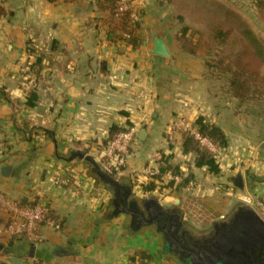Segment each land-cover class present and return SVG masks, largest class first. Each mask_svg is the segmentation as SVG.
<instances>
[{
    "label": "crops",
    "instance_id": "0c3cea01",
    "mask_svg": "<svg viewBox=\"0 0 264 264\" xmlns=\"http://www.w3.org/2000/svg\"><path fill=\"white\" fill-rule=\"evenodd\" d=\"M0 7V170L11 168L0 174V195L8 203L40 202L60 225L41 224L39 242L14 236L0 204V264H132L138 251L162 264L164 242L154 228L133 231L92 166L69 161L87 151L99 163L114 127L135 129L127 165L114 176L132 198L159 196L167 206L179 199L185 208L187 194L212 195L217 177L235 172L244 173L245 198L264 209V102L210 91L202 65L176 40L182 18L190 25L194 13L200 17L196 3L133 0L138 48L101 0H0ZM158 38L168 57L152 54ZM199 118L226 136L227 165L217 176L183 152L184 128L167 140L172 126L196 129ZM164 158L171 170L159 177Z\"/></svg>",
    "mask_w": 264,
    "mask_h": 264
},
{
    "label": "rangeland",
    "instance_id": "374dc122",
    "mask_svg": "<svg viewBox=\"0 0 264 264\" xmlns=\"http://www.w3.org/2000/svg\"><path fill=\"white\" fill-rule=\"evenodd\" d=\"M188 1H192L194 5L197 4L200 8V17L196 16L193 11L195 20L190 25H186L185 19L182 18L180 20L181 30L188 28V32L186 36L181 37V40L180 35L176 40L182 48L185 45L191 48L192 51L189 52L194 54L202 65L210 91H218L223 95L230 93L234 96L228 82L232 74L236 72L247 80L248 99L254 101V106L258 104L256 101L264 102V0ZM208 13H210V18ZM219 149V153L213 154L216 155L219 165H227L224 161L227 148ZM101 161L100 159V166ZM234 174L236 173L220 174L217 182L213 184L219 188L214 194L208 195L205 192L194 196L187 194L188 204L185 208H182V202L179 203L178 207L184 213L186 226L196 235L208 233L212 228V222L227 219L238 206L247 204L243 201L245 197L244 180L241 189L235 184L237 176ZM155 197L159 198V196ZM141 199L145 198L138 200ZM164 206L174 207L176 203ZM252 207L264 219V209L261 211L260 207ZM163 248L162 246L158 251L163 257L160 263L183 264L175 255L166 254ZM151 264H156L155 259Z\"/></svg>",
    "mask_w": 264,
    "mask_h": 264
},
{
    "label": "water",
    "instance_id": "95a60500",
    "mask_svg": "<svg viewBox=\"0 0 264 264\" xmlns=\"http://www.w3.org/2000/svg\"><path fill=\"white\" fill-rule=\"evenodd\" d=\"M152 54L169 56L162 39L155 40ZM74 159L90 164L95 176L114 192V203L130 218L133 231L154 228L163 239L164 252L175 255L183 264H264V219L252 206H238L227 219L212 222L208 233L196 235L185 224L184 213L178 207L180 200H176V206L166 207L155 196L132 198V188L104 172L87 151L73 152L69 161ZM10 171L3 167L0 174L8 176ZM235 184L243 188L241 174ZM10 262L22 264L15 258Z\"/></svg>",
    "mask_w": 264,
    "mask_h": 264
},
{
    "label": "built area",
    "instance_id": "2783aa9c",
    "mask_svg": "<svg viewBox=\"0 0 264 264\" xmlns=\"http://www.w3.org/2000/svg\"><path fill=\"white\" fill-rule=\"evenodd\" d=\"M132 1L133 0H118L115 18H118L127 11H131ZM132 20L133 24H137V17L134 14H132ZM181 127L184 128L187 133L195 136L200 144L211 152H220V149L209 139L202 137L196 129H192L182 122L168 129L167 140L169 142H173L177 129ZM135 136V129L128 127L118 132L113 139L108 142L101 158V167L104 172L113 176V174H119L126 167L132 145L136 139ZM156 174L155 172H149L151 176H155ZM178 177L179 176H175L174 180L179 179ZM243 201L252 206H262L260 203L255 204L249 198L244 197ZM0 204L5 206L8 212L6 229L14 236H26L33 241L39 242L43 239L42 235L38 232V228L41 224H46L57 229L60 228L58 222L48 217V207L40 202L33 206H21L20 204L12 202L8 203L6 199L0 195Z\"/></svg>",
    "mask_w": 264,
    "mask_h": 264
},
{
    "label": "trees",
    "instance_id": "16d2710c",
    "mask_svg": "<svg viewBox=\"0 0 264 264\" xmlns=\"http://www.w3.org/2000/svg\"><path fill=\"white\" fill-rule=\"evenodd\" d=\"M49 1H57V0H49ZM104 3L108 4L112 11V16L115 18L116 17V6L118 0H101ZM2 8L0 7V17L2 16ZM119 21L122 22V31H127L129 33V39L127 42L131 44L134 48H138L141 44V39L138 37L136 34V31L138 29L137 24H133L135 26H131L130 24V11H127L123 14H121L118 18ZM131 28V29H130ZM188 32V28H183L180 32V40L182 36H186ZM186 47V48H185ZM183 46L184 49H188V51H192L191 48H188V46L185 45ZM229 87L231 88L233 94L235 97L240 99L241 101H246L249 98V85L246 79L242 78L234 72L232 74V77L230 78ZM32 100L36 99V95L32 94L30 97ZM30 102V101H29ZM196 130L197 132L202 136L207 139H209L215 146L218 148H225L227 141H226V136L222 129L218 126L215 125H210L204 122V119L199 118L196 121ZM123 129L116 128L114 127L111 131V135L109 137V140L105 142L104 147L107 146L108 142L113 139V137L120 132ZM183 152L185 154L188 153H193L195 155V166L197 168H206L208 172L212 175H219L221 170H220V165L216 160V155L213 154L209 149L206 147L202 146L200 142L195 138V136L191 135L190 133H184L183 135ZM168 159L169 158H164L161 160V168H160V173L159 177L165 174L167 171L171 170V167L168 165ZM176 175V174H175ZM113 176H116V174H113ZM98 181H100L97 178ZM175 186V182H170L169 187L173 188ZM179 185L173 190L175 197L180 198V190H179ZM153 190L154 186L150 185L149 188ZM39 203V202H37ZM21 206H26L24 203H20ZM35 204H32L33 206ZM51 219L52 217V212L49 210V215ZM132 264H151L153 262V257L148 254L147 252L144 251H138L134 257L131 259Z\"/></svg>",
    "mask_w": 264,
    "mask_h": 264
}]
</instances>
